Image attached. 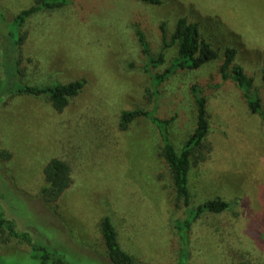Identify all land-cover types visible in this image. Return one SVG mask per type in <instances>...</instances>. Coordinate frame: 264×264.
Instances as JSON below:
<instances>
[{"label":"rangeland","instance_id":"1","mask_svg":"<svg viewBox=\"0 0 264 264\" xmlns=\"http://www.w3.org/2000/svg\"><path fill=\"white\" fill-rule=\"evenodd\" d=\"M33 1L0 4L11 19ZM162 1L73 0L31 16L20 28L27 34L16 52L22 83L77 78L86 83L62 112L45 98L0 90V148L10 152L9 158L0 157V210L15 230L27 232L68 264H115L106 260L99 227L104 216L139 264H181L173 223L184 216V207L175 203L162 139L144 117L121 129L120 114L152 108L136 27L156 55L163 46L160 24L166 22L170 36L178 17L185 16L219 56L170 75L160 85L156 113L175 115L170 139L180 150L196 125L192 85L199 84L207 99L209 149L190 171L191 206L217 196L232 204L194 222L188 252L181 257L186 264H264V120L220 74L224 50L235 47V62L264 97V0ZM1 32L0 80H5L7 46ZM163 51L165 61L152 67L154 72L170 65L177 47ZM56 156L70 164L72 183L58 200L47 201L40 193L46 185L43 169ZM43 252L11 235L6 224L0 229L1 264H57L44 261Z\"/></svg>","mask_w":264,"mask_h":264},{"label":"trees","instance_id":"2","mask_svg":"<svg viewBox=\"0 0 264 264\" xmlns=\"http://www.w3.org/2000/svg\"><path fill=\"white\" fill-rule=\"evenodd\" d=\"M146 3L161 4L162 0H140ZM73 0H34L29 6L21 9L11 19H8L6 9L0 4V24L6 27L2 36L7 47H4L3 58L5 67V80H0V90L10 89L19 94H29L45 98L53 109L62 112L85 86L84 78H77L68 82L54 80L51 83L30 84L22 83L18 79V65L20 59L16 58L18 45L22 44L27 34L20 32V28L31 16L43 12L62 9L71 5ZM9 27V30H7ZM16 30L15 32L12 30ZM166 22L160 24L162 49L154 55L144 32L136 27L138 40L146 58L143 65L144 71L149 74V86L147 88L148 98L152 101V108L136 107L134 109L122 110L120 114V128L127 129L136 119L147 118L158 130L162 141L161 155L164 157L171 172L173 189L175 191L176 205L184 207V216L174 220L173 227L178 234L181 243L180 260L186 264L187 258L181 257L188 252L189 235L194 222L205 212L221 213L231 208V201L221 196L209 198L199 203L195 208L191 206V189L188 184L192 165L203 160L207 149H209L206 138L210 131V122L207 109V99L202 93L199 84L192 85V93L196 102V125L192 133L183 141L180 150H177L170 139L169 127L175 119L160 117L157 115L160 97V85L178 69L198 68L202 64L219 56V52L199 31L198 24L180 16L175 22L174 30L168 36ZM176 45L177 54L169 66L161 72H154L156 67L165 61L164 49ZM16 46V47H15ZM13 47H15L13 49ZM237 49L227 47L223 53V61L220 65L221 80L233 81L242 91L246 104L252 113L258 114L264 120V97L256 87L254 78L250 76L245 68L235 62ZM132 66V63H130ZM264 82V74L262 76ZM0 157L9 158L10 152L0 148ZM46 185L41 189V196L47 201H56L72 183V169L70 164L60 158L52 157L43 169ZM6 224L9 233L24 239L33 250H44L41 257L44 261L53 260L57 264H68L60 256L49 251L46 247L33 242L27 232L15 230L11 220L4 217L0 210V229ZM99 227L106 247L107 261L115 264H139V259L126 250L120 243L118 230L108 216L99 221ZM1 257V254H0ZM1 264V263H0ZM179 264V262H178Z\"/></svg>","mask_w":264,"mask_h":264}]
</instances>
